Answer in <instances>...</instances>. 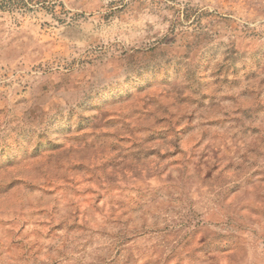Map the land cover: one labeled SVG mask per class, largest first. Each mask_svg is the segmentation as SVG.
Segmentation results:
<instances>
[{"label":"rangeland","instance_id":"obj_1","mask_svg":"<svg viewBox=\"0 0 264 264\" xmlns=\"http://www.w3.org/2000/svg\"><path fill=\"white\" fill-rule=\"evenodd\" d=\"M0 264H264V0H0Z\"/></svg>","mask_w":264,"mask_h":264}]
</instances>
